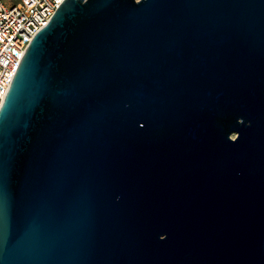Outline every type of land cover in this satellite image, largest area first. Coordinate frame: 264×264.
<instances>
[{
  "label": "water",
  "instance_id": "obj_1",
  "mask_svg": "<svg viewBox=\"0 0 264 264\" xmlns=\"http://www.w3.org/2000/svg\"><path fill=\"white\" fill-rule=\"evenodd\" d=\"M0 264H264V0H64L0 107Z\"/></svg>",
  "mask_w": 264,
  "mask_h": 264
},
{
  "label": "built area",
  "instance_id": "obj_2",
  "mask_svg": "<svg viewBox=\"0 0 264 264\" xmlns=\"http://www.w3.org/2000/svg\"><path fill=\"white\" fill-rule=\"evenodd\" d=\"M64 0H0V107L26 49Z\"/></svg>",
  "mask_w": 264,
  "mask_h": 264
},
{
  "label": "rangeland",
  "instance_id": "obj_3",
  "mask_svg": "<svg viewBox=\"0 0 264 264\" xmlns=\"http://www.w3.org/2000/svg\"><path fill=\"white\" fill-rule=\"evenodd\" d=\"M15 1H16V0H6V2H7L8 5H13V4H15V3H16Z\"/></svg>",
  "mask_w": 264,
  "mask_h": 264
}]
</instances>
